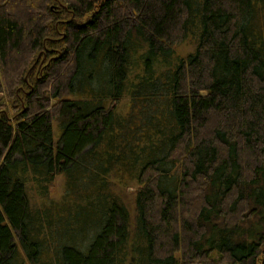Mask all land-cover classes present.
Returning a JSON list of instances; mask_svg holds the SVG:
<instances>
[{"label":"trees","instance_id":"16d2710c","mask_svg":"<svg viewBox=\"0 0 264 264\" xmlns=\"http://www.w3.org/2000/svg\"><path fill=\"white\" fill-rule=\"evenodd\" d=\"M0 94V264H264V0H0Z\"/></svg>","mask_w":264,"mask_h":264},{"label":"rangeland","instance_id":"374dc122","mask_svg":"<svg viewBox=\"0 0 264 264\" xmlns=\"http://www.w3.org/2000/svg\"><path fill=\"white\" fill-rule=\"evenodd\" d=\"M182 49H185V47L182 48ZM0 102L3 103V104L6 103L5 99H4V96L2 94H0ZM1 108H5V107L1 105ZM127 109H128V100L124 99V100H121V101H119L117 103V112L119 114H125L127 112ZM63 192H64L63 178L61 176H58L57 178H55V180L53 181V183H52V185L50 187L49 197L51 199H60L61 196L63 195ZM132 193H133L132 189H128V191H126L125 195H127L128 197H131ZM247 215H248V213H247ZM256 219H257L256 218V214L253 213V220L250 221V222H255ZM245 228H249V224ZM263 230H262V228H260L259 230H256V232L264 234ZM263 258H264L263 256L260 257V260H262ZM221 264H225V263H221Z\"/></svg>","mask_w":264,"mask_h":264}]
</instances>
